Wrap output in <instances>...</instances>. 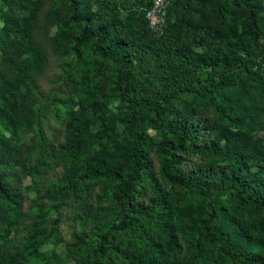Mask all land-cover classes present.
<instances>
[{
    "label": "trees",
    "instance_id": "1",
    "mask_svg": "<svg viewBox=\"0 0 264 264\" xmlns=\"http://www.w3.org/2000/svg\"><path fill=\"white\" fill-rule=\"evenodd\" d=\"M150 6L0 0V264H264V0Z\"/></svg>",
    "mask_w": 264,
    "mask_h": 264
},
{
    "label": "rangeland",
    "instance_id": "2",
    "mask_svg": "<svg viewBox=\"0 0 264 264\" xmlns=\"http://www.w3.org/2000/svg\"><path fill=\"white\" fill-rule=\"evenodd\" d=\"M45 42L46 43H45L44 48L47 50L48 66L44 74L38 78V82H39L41 91H43L44 93H47V91L50 89L49 81L54 76H57L61 73V69L59 67V62H60L59 57L61 55L57 50H55L52 47L53 45L52 36ZM33 74L36 75L34 72ZM47 119L52 129L59 131L62 128V125L59 119L54 118L52 115H49ZM59 133H62V132H59ZM45 134L49 140H52L51 133L47 129H45ZM55 137H58L59 140L61 139L60 134L56 135ZM59 173H60V168L56 166L53 167L50 171H48L47 173H45L42 177L38 179L37 182L39 183L38 184L39 187L54 183ZM25 195H26V201L24 203L25 211H29L30 206L34 202L37 203L40 199L45 198L44 194L42 193L37 194L34 191V189L30 190ZM71 217L72 216L70 215V211L66 210L63 212L62 222L60 223L58 227L57 233L51 234L46 245L42 248V251L44 252L46 258L52 264H62L63 262L64 242H69L71 240L72 231L75 228ZM49 218L54 219L56 218V215L54 213H51ZM43 224L47 228L50 227V224L47 220H45ZM58 239H61L60 241H63V242H59V243L57 242V244L55 245Z\"/></svg>",
    "mask_w": 264,
    "mask_h": 264
},
{
    "label": "built area",
    "instance_id": "3",
    "mask_svg": "<svg viewBox=\"0 0 264 264\" xmlns=\"http://www.w3.org/2000/svg\"><path fill=\"white\" fill-rule=\"evenodd\" d=\"M151 6L145 11L149 29L157 36L163 34L170 0H149Z\"/></svg>",
    "mask_w": 264,
    "mask_h": 264
}]
</instances>
